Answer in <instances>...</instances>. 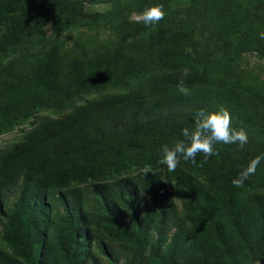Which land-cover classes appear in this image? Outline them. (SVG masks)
<instances>
[{
    "label": "rangeland",
    "instance_id": "rangeland-1",
    "mask_svg": "<svg viewBox=\"0 0 264 264\" xmlns=\"http://www.w3.org/2000/svg\"><path fill=\"white\" fill-rule=\"evenodd\" d=\"M108 6L107 3L87 4L89 10H105ZM164 11L165 18L150 26L132 15L142 12H132L115 22L76 25L58 22L36 31V46L14 47L0 55V73L8 77L6 85H10L9 79L20 83L21 95L16 97L23 95L29 100L44 87L71 86L78 58L88 63L92 81L106 83V88L100 85L93 93L75 95L61 109H44L17 129L0 135V152L23 140L46 118L66 121L89 103L126 96L125 106L106 118H93L95 124L87 123L81 130L87 138H93L90 140L94 146L69 154L70 161L82 169L100 167L105 174L114 175L98 182L101 195L94 191L98 183L89 182L77 184L68 202L57 193L49 202L53 216L64 219L72 216L74 229L64 221L50 226L42 245L44 238L38 240L33 232L40 206L35 203L34 211L28 213L26 205L19 221L29 242V253L24 257L13 256L10 247H3L2 233L20 195L24 173L1 183L0 264H27V259L35 264H67L69 260L72 264H186L189 261L264 264V253H261L264 250V191L241 194L243 198L257 194L260 206H250L248 199L223 212L208 206L209 185L195 170L180 162L174 172H169L159 163L162 146H171L183 139L182 129L193 126L195 113L205 110L202 104L228 110L245 106L261 125L260 132L246 129L248 143L242 150L238 144H216L219 156L210 157L208 164L235 161L242 170L256 156L264 154V53L260 50L264 44L260 38L264 32V0H188ZM124 33L130 37L124 38ZM246 42L253 46L245 45ZM186 48L193 49L195 56L186 54ZM54 50L58 56L56 61H53ZM185 68L189 69L187 76L182 73ZM193 68L201 73L196 89L199 101L189 98L192 95L172 99L170 94L178 90L181 81L192 92L189 85L193 81ZM111 82L114 87L109 86ZM156 86H163L165 95L156 99L148 97ZM228 89L233 93L229 95ZM3 95L0 88V98ZM231 95L236 99L233 103L229 99ZM231 117L234 123H250ZM173 118H181V124H169ZM121 132L123 137L110 146L100 144L99 135L93 136L98 133L109 138ZM68 142L69 139L59 142L46 152L55 155ZM155 159L158 162L151 168L152 172L145 175V164ZM196 159L203 160V154H198ZM263 170L264 159L249 178H257ZM175 175L190 178L192 188L182 191L173 178ZM150 183L161 184L165 197L144 244L138 246L119 235L112 219L125 218L126 227L137 237L129 200L133 199L136 209L141 207L143 199L151 201L147 192ZM240 211L241 218L234 225V215ZM224 213L228 221L224 220ZM230 234L232 237L236 234L235 241L226 238Z\"/></svg>",
    "mask_w": 264,
    "mask_h": 264
},
{
    "label": "trees",
    "instance_id": "trees-1",
    "mask_svg": "<svg viewBox=\"0 0 264 264\" xmlns=\"http://www.w3.org/2000/svg\"><path fill=\"white\" fill-rule=\"evenodd\" d=\"M184 1L188 0H0V55L2 56L10 48H18L25 45L36 46V31L58 22L66 25L98 23L100 21L115 22L124 18V16L130 15L132 12H143L147 7L163 5V8L166 9L173 4ZM88 3H107L109 6L105 10H89L87 8ZM129 37L128 33H124V38L127 39ZM246 44L253 46L251 42H246ZM260 50L264 53V44L260 47ZM53 55V61H56L58 57L57 51L54 50ZM75 65L77 72L74 75V82L71 86L65 89L47 86L35 93L33 98L31 97L29 100L24 99L23 95L22 98L16 97V95H21L19 90L20 83L9 79L10 85H6L5 81L8 77L5 76L4 72L0 73V88L4 91V95L0 98V135L17 129L25 121L38 115L44 109H61L75 95L93 93L100 85L106 88V83L91 80L87 71L88 63L78 58ZM178 66L177 70L180 69ZM200 74V70L192 69L193 81L189 85L192 87V96L189 98H193L194 101H199L198 99H200V94L196 93L197 85L201 80ZM52 85L54 86V84ZM109 86L114 87L115 84L111 82ZM249 90L254 92V89ZM131 91H134V89H131ZM165 92L166 89L163 86H156L150 91L148 97L153 99L159 96L163 97ZM226 92L229 95L233 93L229 89ZM170 96L172 99L186 98L177 89L172 91ZM124 98L126 96L121 95L116 98H107L89 103L75 111L69 116L71 118L66 121L59 122L56 118H46L30 131L23 140L12 144L6 151L0 152V188L3 181H12L24 173L20 195L12 214L8 217V224L2 233L3 247H10L13 256L24 257L25 253H29V242L19 221L26 205L28 206L26 210L28 213L34 211L35 203L40 206L39 217L35 220L33 232H35L34 234H36L38 240L44 238V241H41V244L44 245L50 226L64 221L74 229L75 221L71 215L64 219L51 214L49 202L52 200L54 193L59 194L65 202H68L70 192L74 190L77 184L103 182L108 177L114 176L111 173L105 174L100 167L82 169L70 161L69 154L75 150L87 151L94 146L93 138H90L92 139L90 140L82 134L81 130L85 128L87 123L89 125L95 124L92 122L93 118H106L112 112L121 109V107L125 106ZM229 99L231 103L236 100L232 99V95L229 96ZM202 106L207 111L219 110V108H209L204 104ZM229 112L236 118L250 122L249 125L232 122L233 128H244L250 132H260V123L254 121L252 113L245 106H234ZM180 119H170L169 124L179 126L181 124ZM97 135H99L97 141L102 145L106 144V146L123 137L122 132L116 133L109 138L102 137L98 133L93 134L95 137ZM89 136H92V134ZM44 137L47 138L46 141H43ZM73 137L74 139H72ZM67 139H69V142L57 154L51 155L46 152L48 148ZM60 160L63 162L60 163ZM196 160L198 164L202 161L200 159ZM157 162L158 160L155 159L145 165H151V168H153ZM180 162L191 170H195L198 176L204 178V181L208 183L209 189L206 195V202L210 208L220 209L224 212L225 209L231 208L234 204L236 206V203H245L248 199L250 206H260L257 194L248 195L247 198L241 197V194L246 191L250 193H257L259 190L264 191V170L260 176L255 179L248 178L244 182V186L238 188L232 184V180L237 178L241 172L239 165L235 161L223 160L220 165L215 162H209V164L205 163L203 167L195 166L190 161L185 162L182 158ZM59 164L62 165L57 166ZM182 177L175 175L173 178L182 191H188V189L192 188L193 183L190 178L184 179ZM149 187L147 192L151 201L143 199L141 207L136 209L133 199L129 200V208L133 216V227L138 232L137 237L126 227L125 218L113 217L112 219V223L119 229V235L130 239L138 246L144 244L146 233L149 227L155 224L156 212L162 209L165 197L161 184L152 185L150 183ZM99 188L100 183L94 187L97 195H101ZM63 190H67V192H61ZM251 211L254 213L255 209H251ZM0 212H2L1 208ZM241 213L242 211H240V214L234 215V225H238L236 222L238 218H241ZM223 217L224 220L228 221L225 213ZM262 219L264 220V217ZM255 228L259 230L258 226ZM229 230L232 231L231 228ZM230 235L232 237L233 234ZM231 237L226 238L235 241L233 238L236 237V234H234L232 239ZM261 253H264V250ZM33 258H36V256ZM26 263L35 264L32 259H27ZM67 264H72L71 260L67 261ZM132 264H136V262ZM186 264L198 263L189 261ZM199 264L207 263L203 261V263Z\"/></svg>",
    "mask_w": 264,
    "mask_h": 264
},
{
    "label": "clouds",
    "instance_id": "clouds-1",
    "mask_svg": "<svg viewBox=\"0 0 264 264\" xmlns=\"http://www.w3.org/2000/svg\"><path fill=\"white\" fill-rule=\"evenodd\" d=\"M138 21L146 26L158 24L165 18L163 5H154L147 7L140 14H132ZM260 38L264 39V32L260 33ZM185 53L195 56L193 49L186 48ZM184 76L189 75V69L182 70ZM180 94L190 96L189 89L183 81L177 86ZM183 139L176 140L173 145L164 144L161 148V159L159 163L167 167L169 172H174L180 163L181 158L193 165L203 167L212 156H219V151L215 148L216 144H238L242 150L248 143V133L244 128L235 129L232 127V117L227 108H220L217 111L208 112L199 109L194 116L193 126L182 129ZM203 154L204 159L197 163L198 154ZM264 154L256 156L246 167H244L239 176L232 180L234 187H243L244 182L254 175ZM145 175L152 172L151 165H145L143 169Z\"/></svg>",
    "mask_w": 264,
    "mask_h": 264
}]
</instances>
